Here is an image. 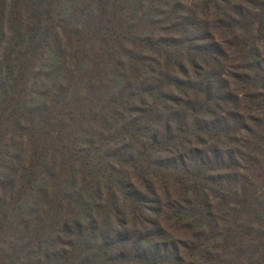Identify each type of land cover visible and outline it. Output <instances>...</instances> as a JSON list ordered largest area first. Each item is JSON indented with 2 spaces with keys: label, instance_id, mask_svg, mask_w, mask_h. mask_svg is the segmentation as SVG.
I'll use <instances>...</instances> for the list:
<instances>
[{
  "label": "trees",
  "instance_id": "1",
  "mask_svg": "<svg viewBox=\"0 0 264 264\" xmlns=\"http://www.w3.org/2000/svg\"><path fill=\"white\" fill-rule=\"evenodd\" d=\"M0 264H264V0H0Z\"/></svg>",
  "mask_w": 264,
  "mask_h": 264
}]
</instances>
